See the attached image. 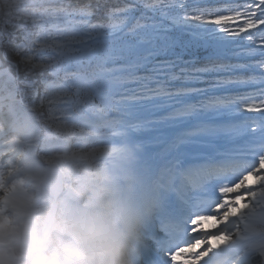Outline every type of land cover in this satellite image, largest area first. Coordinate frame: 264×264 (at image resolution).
Here are the masks:
<instances>
[{
    "label": "snow or ice",
    "instance_id": "snow-or-ice-1",
    "mask_svg": "<svg viewBox=\"0 0 264 264\" xmlns=\"http://www.w3.org/2000/svg\"><path fill=\"white\" fill-rule=\"evenodd\" d=\"M262 25L264 0H26L0 20V94L92 143L96 187L134 209L133 264H264ZM58 208L77 219L53 204L42 224Z\"/></svg>",
    "mask_w": 264,
    "mask_h": 264
},
{
    "label": "rangeland",
    "instance_id": "rangeland-1",
    "mask_svg": "<svg viewBox=\"0 0 264 264\" xmlns=\"http://www.w3.org/2000/svg\"><path fill=\"white\" fill-rule=\"evenodd\" d=\"M21 107L0 94V131L5 132V137L0 133V221L8 223L25 211L51 207L53 197L43 194H52L43 180L47 163L61 162L62 187L64 183L73 186V192L60 194L57 205H72L78 194L95 188L102 168L101 161L91 160L93 145L78 129L69 131L55 120L38 119L33 108ZM42 124L56 128L57 139L41 135Z\"/></svg>",
    "mask_w": 264,
    "mask_h": 264
},
{
    "label": "clouds",
    "instance_id": "clouds-1",
    "mask_svg": "<svg viewBox=\"0 0 264 264\" xmlns=\"http://www.w3.org/2000/svg\"><path fill=\"white\" fill-rule=\"evenodd\" d=\"M72 207L77 219L67 224L59 208L48 226L41 222L45 209L16 217L0 233V246L14 250L15 264H133L127 196L95 187Z\"/></svg>",
    "mask_w": 264,
    "mask_h": 264
},
{
    "label": "trees",
    "instance_id": "trees-1",
    "mask_svg": "<svg viewBox=\"0 0 264 264\" xmlns=\"http://www.w3.org/2000/svg\"><path fill=\"white\" fill-rule=\"evenodd\" d=\"M0 2H6L5 5L3 7H0V20L5 19L7 16L12 15L15 16L17 13H19L26 5V0H0ZM223 4L222 3H216V4H209L207 5V7H222ZM262 28H264V25L261 26ZM253 33H257L258 30L256 29H252L250 30ZM244 35V34H241ZM244 44H249L248 41H243ZM251 47H264V45L260 44L259 39L257 38V42L255 45H250ZM259 56L253 57L252 59H259ZM21 97L24 99L23 101L19 98H12V97H8L4 95V98L9 99L10 101L14 102L15 104H17L18 106H20L21 102H23L24 104H26L27 106H30L29 103L33 100V96L31 94V92H27L22 90L21 91ZM22 103V104H23ZM41 115H42V119L45 118H49L46 114L43 116V112L37 110ZM46 111V109H45ZM250 114H255L256 116H258V113H250ZM50 119V118H49ZM51 120V119H50ZM46 123L50 124L49 121H45ZM39 127V126H38ZM41 127L44 129L43 131L46 133L47 136H51L53 139H57V129L51 126H48L46 124H42ZM21 129V128H20ZM85 171V170H84ZM73 189V186L71 187L70 184H68V187L66 190L70 191Z\"/></svg>",
    "mask_w": 264,
    "mask_h": 264
},
{
    "label": "bare ground",
    "instance_id": "bare-ground-1",
    "mask_svg": "<svg viewBox=\"0 0 264 264\" xmlns=\"http://www.w3.org/2000/svg\"><path fill=\"white\" fill-rule=\"evenodd\" d=\"M5 3L6 2H0V7L6 6ZM2 128L3 127L0 126V129H2ZM4 130H5V128H4ZM0 133L3 135L2 137H5V134H4L5 132L3 130L0 131ZM49 171L53 175L52 179L51 178L48 179V183H49V185H50V187L52 189V192L53 193H56V192L60 193V190H61V187H62L61 174H60L61 170L57 166H51ZM54 188H55L56 192H55ZM0 189H1V187H0ZM210 225H211V221H208L207 225H205V227H208Z\"/></svg>",
    "mask_w": 264,
    "mask_h": 264
}]
</instances>
